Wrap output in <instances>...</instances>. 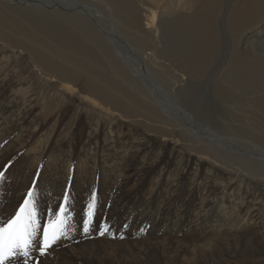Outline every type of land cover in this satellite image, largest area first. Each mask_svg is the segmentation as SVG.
I'll return each mask as SVG.
<instances>
[{
    "label": "bare ground",
    "instance_id": "obj_1",
    "mask_svg": "<svg viewBox=\"0 0 264 264\" xmlns=\"http://www.w3.org/2000/svg\"><path fill=\"white\" fill-rule=\"evenodd\" d=\"M99 1L115 12L113 20L123 26L122 36L111 34L112 26L105 24L104 16L95 5H92L94 8H87L97 0H17V3L13 0H0V52L3 56L6 52L15 51L16 54L10 53L11 56L23 59L24 68L17 76L27 71L30 78L41 84L46 91L59 86L67 93L81 95L84 108L73 106L72 126L83 110H91V124L94 117H100L97 125L100 120H105L102 116L104 113H110L112 118L108 123L117 118L124 119L131 132L140 136L141 139L130 148L134 150L132 158L137 157L139 160L138 171L144 173L137 187L144 186L145 178L155 173L148 196L150 205L146 209L137 210L140 213L137 216L134 212L125 218L122 216L123 198L117 199L119 204L110 206L104 219L108 221L109 233H114L118 238L116 250L111 254L126 256L135 264H148L144 260H147V256L143 258L140 254L144 252L136 246L139 243L137 232L143 230L147 219L153 220L156 230L165 218L166 225L177 220L183 225L186 223L191 211L187 203L175 217L163 211L160 218H152L156 207L151 202L159 196L161 186L166 183L170 173H173L172 185L190 177L194 189L202 184L205 170L212 176L209 175L211 186L206 189L207 192L204 191L200 208L194 213L193 220L188 221L189 225L193 224L195 232L202 234L213 228L217 229V235L218 229L238 233L253 227L258 228L259 235L263 237L264 51L257 53L252 46L264 41V34L261 35L260 30L262 28L264 32V15L261 20L253 22L255 13L264 10V0H234V12L229 13L226 22L223 21L228 34L233 37L232 53L235 56V64L228 62L225 65V75L230 86H224L233 90L234 94L222 95L221 92L219 95L224 103L233 105L225 114L216 110L211 112L201 106L194 113L185 104V101H189L190 105L195 104L191 91L199 72L193 68H205L212 60L214 62L219 51V30L213 15L214 3L218 0ZM71 6L74 7L69 11ZM250 20L253 23L244 27ZM97 25L101 31L97 30ZM126 40L131 43L126 44ZM167 48L172 50V55ZM53 94L42 95L52 112L62 105L65 97L72 100L67 94ZM18 98H14L16 104L12 102L16 105L12 107L15 116L18 117L22 112L30 114V110L24 109V99ZM199 115L203 116V120ZM207 123L218 126L223 124L225 127L209 126ZM6 128L0 116V168L9 165L13 156L4 151L6 147L8 150L11 148V140L4 145ZM64 131L65 135H70L73 129L54 126L48 132L39 135L36 132L38 136L35 144L32 142L35 133H32L16 145V151L19 155L25 154L29 163L27 161L28 164L20 168L13 189L26 196L40 163L55 147H51V144ZM108 131L110 136H116L114 130ZM126 150L125 153H129L130 150ZM166 150H169L168 153ZM90 161L86 166V174L77 175L87 186L84 197L87 202L91 194L95 193L98 180L97 158L94 156ZM161 163L164 165L160 169ZM69 174L68 168L66 175L54 179L49 190L53 191L59 186L54 191L57 206L63 202L64 188L70 189L67 184H70L73 177ZM129 181L131 179H126L123 185ZM247 190H251V193L248 194ZM136 194L137 198L140 197V194ZM17 200L5 199L2 208L9 210L10 206L17 204ZM53 201L51 199L50 203ZM210 205L214 215L207 220ZM114 217L115 226L123 224L129 227L136 221L134 234L131 236L124 228L117 229L113 225ZM186 228L189 229L187 224ZM98 250L93 241L84 240L79 253L83 252L84 259L93 264L111 258L110 255H97ZM17 259L7 264H24ZM196 260L192 264H215L209 256L198 262ZM242 260L243 264H249L247 259Z\"/></svg>",
    "mask_w": 264,
    "mask_h": 264
},
{
    "label": "rangeland",
    "instance_id": "obj_2",
    "mask_svg": "<svg viewBox=\"0 0 264 264\" xmlns=\"http://www.w3.org/2000/svg\"><path fill=\"white\" fill-rule=\"evenodd\" d=\"M13 1L17 3V0ZM24 3L25 2L22 4ZM232 3L234 4V0H218L214 3L215 6L213 15L214 22L217 25V30H219L217 35L219 51L214 62H212V60L209 65L205 66V68H193V70L199 72L197 73V80L195 79L196 82L193 83L191 91L196 105L192 103L190 105L189 101H185V104L188 105V108L194 113L197 112V107L199 106L210 110L211 112L214 110L219 111L221 114H225V112H228L229 107H233L232 104H226L219 98L221 92L223 93L222 95H224V93H233V90H229L224 87L225 85H227V87L230 86L229 80L225 75V65H227L228 62L235 64V56L232 53L234 41L233 37L228 34L225 23L229 13L231 14V12H234L235 10ZM92 5H95L100 14L102 13L105 17H102L103 20L106 21L105 24L112 26L111 34L116 33V35L122 36L124 32L121 28L123 26L120 22L113 20L115 12L99 0L90 6H87V8H94ZM73 7L74 6L69 7L68 10L71 11ZM80 13L84 12L81 11ZM85 13L87 12L85 11ZM255 14L253 22L255 20L262 19L264 10H259ZM223 21L225 22L223 23ZM253 22L250 20V22H247L244 27ZM96 28L101 31V27L98 25ZM260 30L262 31L261 35H263V29L261 28ZM125 42L128 45L131 43L127 40ZM253 46L252 48L257 53L264 51V41L255 43ZM173 50L175 49L173 48ZM167 51L169 54H173L172 50L168 48ZM10 53L16 54L15 51H10L8 53L6 52L5 55L2 56V53L0 52V116L3 117L7 126V137L4 145L11 140L10 150L6 147L4 151L13 155L11 156L10 164L0 168V171H5V176L3 180L0 181V218H6L12 214L19 204L22 203V198L25 197V195L20 193L19 190L13 189L16 183V177H18L21 172L20 168H23L25 163H29V161L25 159V154L19 155L16 151V145L32 133H35V136L32 139V142L35 144L39 134L50 131L54 128V126L55 128L61 127V129L64 126L69 129L72 128L73 131L69 132L70 135H65L64 133H66V131H64L61 136H57V140L51 144V147H53V145H55V147L40 163L35 178L31 181L30 189L35 192L34 203L37 214L41 223H44L50 218L49 210L57 208V203H55L57 198L54 191L58 190L59 186H56L53 191H49L52 187L51 185L55 182L54 179H60V177L66 175L68 168L70 169L69 175H72L73 177V179L70 180V184H67L70 189L64 188L63 191V194L65 192L69 193V202L67 206L69 212L71 213V223H69L67 235L60 238L47 250L44 255L39 254L34 244L32 251V256L35 257L34 264H36L37 261L39 264H93L84 259L83 252L79 253V249L81 248L84 240L86 242L93 241L94 245H97V248L99 249L98 251L101 250L100 252L97 251V255H106L107 257L110 255L111 258L112 256L114 257L113 260L109 258L105 261H99L94 264H135L133 260H130L126 256L123 257L120 254H111L112 251L114 252L116 250L115 248L118 244V241L116 240L118 239L116 238L117 235L114 233H106L101 236L99 235V231L101 226L108 222L107 219H104V216L110 209V206L115 203L119 204V202H117L118 198H123V203L121 205L123 207L122 216L124 218L130 213L132 215L134 212L135 216H137L139 209H146V206L150 205L148 196L155 173L147 176L146 178L144 177L146 184L141 186V188L137 187L138 182L143 179L144 173H140L138 171L140 165L139 160L137 157L132 158L134 150L133 148H130L134 143H136V141H138V139H141L140 136L131 132L124 119L117 118L115 120H111L113 121L112 123H108L109 119L112 118L110 113H104L102 116L105 117V120H100V123L97 125L96 122H99L98 120L100 117H94V122L91 124L89 122V115L93 114L91 110H83L84 112H82V114L78 117L75 122L76 124L72 126V123H74H71L72 118L74 119L72 114L75 107H81V109L84 108L81 95H78L75 92L67 93L64 89L59 88V86H54L53 89L46 91L43 87H41V84L36 83L30 78V74L27 71L22 73V75L20 74V76H17V74L23 70L25 63L22 58L19 59L15 57V55L11 56ZM52 92H54V94H67V96L74 101L65 97L62 100V105L52 112V108L46 104V99L42 97V95L52 94ZM17 96H23L24 98H18ZM14 98L24 99V109L30 110L31 113L24 114V112H22L19 113L18 117L15 116L14 109L12 108L13 106H16V100H14ZM12 102L15 104H12ZM73 106L75 107L73 108ZM199 116L201 117L200 119L203 120V116ZM208 125L222 128L225 127L223 124L222 126L214 125L212 123H209ZM108 130H114L116 136H110L107 134L109 132ZM224 130L228 129L225 128ZM36 132H38V135ZM118 134L120 135L119 138ZM125 149H127L126 151L130 150L129 153H125ZM168 151L169 150H166V153H168ZM94 156L97 158L98 163V180L95 187V218H93V223L90 225L89 232L85 233L83 231V219L85 218L86 205L88 203L84 199L87 186L81 181L82 178L77 177V175L80 174L81 176V174H86V166L91 163L90 160H92ZM174 164H172V166ZM163 165L164 163H161L159 168L161 169ZM174 167H176V165H174ZM209 175L210 174L205 170L204 176L201 179L202 184L198 187V189H194L195 187L192 185L193 180H191L190 177L186 180H182L176 185H172L170 183L173 173H170L169 176L166 177L167 181L161 186L162 188L159 196L151 202L155 204L156 207V212H152V218H160L161 212L163 211H167L175 217L179 209L186 203V206L188 205L191 207L190 217L186 218V223L184 225L183 223H180L179 220L175 222L171 221L168 225H166L167 220L165 218L161 221L157 230L155 229L154 222H152L153 220L149 218L147 219L144 223L143 230L140 229V232H137L139 243H137L136 246L141 248L142 252H144L143 254H140L143 258L147 256V260L146 258H144V260L148 264H192L196 259L198 262L207 256H209L210 259H214L215 264H243L242 259H247L249 264H264V236L262 237L259 235V229L256 228L257 226L255 227L256 229L249 227L247 231L238 233L218 229V234L216 235L217 229L213 230V228H211L210 230L199 234V232L197 233L194 231L193 224H188V221L193 220L194 213L201 206V198L204 191L207 192L206 189H209L211 186L212 176L210 175V177ZM126 179H131V181L123 185ZM136 193L140 194V197L137 198ZM247 193L250 194L251 190H247ZM229 197L230 195H228V198ZM7 198H10L11 200L18 198L17 204L10 206L9 210L2 208V205ZM51 199H54L53 202L55 204L50 203ZM210 206L211 210L207 213V220L214 215L212 213V205ZM243 208L244 207H242L241 210H243ZM114 220L115 217L113 218V223ZM186 224L189 229L186 228ZM113 225L115 226V223ZM135 225L136 221L129 227H124L123 224L116 225L115 227H118L117 229H127L132 236L134 234L133 232L137 229L134 227ZM138 226H141V221ZM41 232L42 229L38 230L37 235L39 236ZM121 239L125 240L126 238ZM148 240L149 242H147ZM184 250L186 252H184ZM85 253L87 255L88 252L85 250ZM15 258H18L17 260L19 262L24 263L23 257H14L11 261ZM7 263L8 262H6V264Z\"/></svg>",
    "mask_w": 264,
    "mask_h": 264
},
{
    "label": "snow or ice",
    "instance_id": "obj_3",
    "mask_svg": "<svg viewBox=\"0 0 264 264\" xmlns=\"http://www.w3.org/2000/svg\"><path fill=\"white\" fill-rule=\"evenodd\" d=\"M5 171H0V181L3 180ZM35 192L29 189L22 203L6 218H0V264L10 262L14 257H23L24 264H34L32 256L35 244L40 255L60 238L67 235L71 213L68 209L69 193L63 194V202L56 209L49 210V219L41 223L34 203ZM96 208V194L92 193L86 205L85 218L83 219V231L89 232L93 223ZM42 229L38 236V230ZM109 226L105 223L101 226L99 235L109 233ZM38 264V261L36 262Z\"/></svg>",
    "mask_w": 264,
    "mask_h": 264
}]
</instances>
